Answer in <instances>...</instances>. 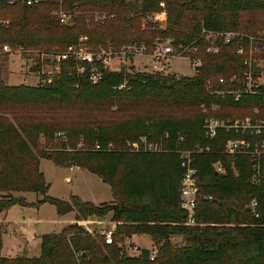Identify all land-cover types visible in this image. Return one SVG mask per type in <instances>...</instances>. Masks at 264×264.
Here are the masks:
<instances>
[{"label":"trees","instance_id":"obj_1","mask_svg":"<svg viewBox=\"0 0 264 264\" xmlns=\"http://www.w3.org/2000/svg\"><path fill=\"white\" fill-rule=\"evenodd\" d=\"M59 9L71 17L69 25L54 15ZM11 11L17 17H9ZM0 12L9 19L7 25L0 23V44L13 48L64 52L86 37L93 50L106 48L108 43L119 49L144 43L152 50L156 43L171 40L174 46L195 44L202 58V66L192 77L137 72L131 66L104 72L96 85L78 73L80 63L74 58L57 57L52 63L36 60L35 71H41L44 64L53 68V76L43 74L37 87L9 86L0 69V109L12 113L20 125L18 129L7 121L0 124V166L4 169L0 174L6 180L0 187V216L13 206H26L25 198H16L13 192L43 196L39 203L53 204L60 216L76 214V223L61 233L42 236L40 257L34 258L2 256L5 228L0 223V264H264V159L256 184L255 159L225 152L228 140L247 136L219 129L214 139H208L203 129L208 117L264 119V86L256 94H242L237 101L234 95L218 96L219 92L244 90L248 67L236 54L235 43L210 55L205 53L202 38L203 30L235 31L249 37L262 32L264 38V0H44L32 6L27 0H0ZM94 12L107 16L96 23ZM262 71L254 65V80L258 81ZM122 84L126 88L119 90ZM113 102L120 106L144 103L156 112L121 123L75 121L60 129L67 140L57 145L58 129L19 119L25 112L76 106L93 110ZM214 106L220 107L218 113L212 112ZM182 110L187 115L171 116ZM40 137L57 150L53 154L40 151ZM141 137L169 151H128L126 142ZM97 145L101 150L95 149ZM197 146L208 151L194 155L200 197L197 224L187 226L181 208V160L176 151ZM35 150L57 166L77 167L98 176L111 187L113 200L95 205L77 196L67 202L49 197ZM109 216L116 227L112 245L78 224ZM134 236L151 239L153 248L159 250L154 260L150 248H143L138 256L127 253L123 241Z\"/></svg>","mask_w":264,"mask_h":264},{"label":"rangeland","instance_id":"obj_2","mask_svg":"<svg viewBox=\"0 0 264 264\" xmlns=\"http://www.w3.org/2000/svg\"><path fill=\"white\" fill-rule=\"evenodd\" d=\"M57 12L66 13L61 9ZM8 16L11 18L17 17L16 13L13 11H11V14H8ZM92 16L93 21L99 23L104 20V16L106 17L107 14L106 12H94ZM260 18L263 17L261 16ZM70 20L71 17L68 16L65 25H69ZM162 22V27H164V23ZM0 23L4 25L9 23V19L3 18L1 12ZM142 30L146 29L142 28ZM258 35L262 37L263 33L259 32ZM106 46L110 47V44L108 43ZM62 52L63 50L57 48L52 49L50 52H46L45 50H25L21 47L13 48L8 44H0V69L2 70L3 79L9 86H20L24 84L30 87H37L43 82V78H41L43 74L48 77L53 76V68L50 65L44 64L41 71H35L33 69L35 61L42 59V62H48L47 60H50L52 63L56 60L58 54ZM176 57L178 56L169 55L167 58H162L160 60V62H163V64L167 66L165 75L176 74L183 77H192L195 74V70L192 67L193 64L191 63L192 61L186 58ZM255 64L262 70L264 67V58L260 57ZM154 65L155 62L152 54H146L135 56L130 61L127 60L124 67L129 68L134 66L137 72L151 73L153 72L152 67ZM261 74H264V70ZM233 79H235V77ZM129 105L120 106L113 102L108 107L93 110H85V108L81 109L79 106H76V108L67 110L25 112L20 114L19 119L22 120L23 123L40 124L50 129H58V131H55L54 142L57 145V143L59 144V142L67 140L66 132L60 129L69 128L71 126L70 123H74L75 121L121 123L126 120H131L132 116L146 117L147 115H152L149 113L156 112L144 103H140L137 106ZM219 111L220 110L212 109L214 113H218ZM164 114L170 115V112L164 111ZM184 114L187 115L184 110L175 111L171 113V116H182ZM6 121L19 129L20 125L14 118V115L0 109V124L7 123ZM20 133L23 138H25L26 135L22 131H20ZM59 134L63 135L59 136ZM40 138V151L42 150L46 154H53V152L57 150L56 145L46 146L47 142L45 138ZM35 154L38 156L39 160V171L44 174L46 183L49 185V197L67 202L70 201L72 196H77L84 202H91L95 205L110 203L113 200L111 187L104 183L98 176L87 170L78 169L77 167H73L72 170L68 167L57 166L49 159L43 158L39 151L35 150ZM2 169L3 168L0 166V173L2 172L4 174V169ZM5 182L6 180L2 179L0 174V187H2ZM12 194L16 198L24 197L26 206L22 207L16 205L9 211L3 213L4 215L6 214V219H4V221L6 220L7 223H9V227L6 228L3 235L2 254L5 258L14 259L20 257L21 252L24 251L25 253L20 258L40 257L42 236L47 234H59L65 227L76 223V214L74 212L60 216L56 206L53 204H40L39 202L43 199V196L23 192H13ZM6 221L3 224L6 225ZM89 221H91L90 224L82 223L81 226L87 230L89 228L91 233L94 232L101 236L104 231L116 228L110 216L100 221V223H95V219H90ZM132 238H126L123 241L125 250L130 256H138L143 248L155 249L148 236H140L134 240H132Z\"/></svg>","mask_w":264,"mask_h":264},{"label":"built area","instance_id":"obj_3","mask_svg":"<svg viewBox=\"0 0 264 264\" xmlns=\"http://www.w3.org/2000/svg\"><path fill=\"white\" fill-rule=\"evenodd\" d=\"M44 0H27V5H37ZM60 20V23L65 24L68 20V15L64 12H55ZM202 38L204 39L205 53L210 55H216L220 52L222 46L236 44V54L239 57L244 58V64L248 67L246 73V82L244 84V90L239 92H219L218 96H225L226 94L234 95L236 101L242 94L253 95L258 93L257 88L264 86V74H261L258 81L254 80V65L260 58H264V38L261 36L249 37L240 32H225L217 33L212 31L203 30ZM245 41H248V46H245ZM88 39L81 37L79 41L69 46L64 52L60 53L58 57L62 60H68L74 58L80 65L78 67V73L80 75H86L91 84H98L104 75V72H120L126 65L127 60L130 61L135 56H141L146 54H152L155 65L152 67L153 72L165 74L166 65L160 62L162 58H167L169 55L178 56L176 58H186L191 60L192 67L196 71L202 66V58L198 56L199 48L195 44L185 45L179 44L174 46V42L168 40L164 43L158 42L155 48L152 50L148 45L144 43H131L127 44L121 49L106 47L98 50H91L88 46ZM257 67V66H256ZM264 70V67L262 68ZM224 83V79L220 80ZM126 88V84H122L118 89L122 90ZM201 109L204 113H207L208 108L202 106ZM213 110H220V107L214 106ZM205 136L208 139H214L217 136L219 129L226 131H233L247 136L246 139H230L226 142L225 152L231 157L238 155H249L255 159V175L253 176V182L259 183L260 176V163L264 159V119L253 120L251 117L238 118L235 120H220L214 117H208L205 119L203 126ZM63 134H59L61 136ZM180 141H184V137H180ZM126 146L128 151L133 153H162L167 152L169 149L165 148L158 142L150 141L147 137H141L137 141H127ZM112 148V146H110ZM96 150H101V147L97 145ZM208 151V148H202L197 146L194 150H177V154L180 156L182 178H181V208L187 215V226H195L196 211L198 199L200 197V190L197 183V169L194 167L196 153ZM208 200H213L212 197H207ZM257 206L256 202H253L252 207ZM107 245L114 244L115 229L106 230L102 233ZM159 250L157 248L152 250L151 259L158 255Z\"/></svg>","mask_w":264,"mask_h":264},{"label":"crops","instance_id":"obj_4","mask_svg":"<svg viewBox=\"0 0 264 264\" xmlns=\"http://www.w3.org/2000/svg\"><path fill=\"white\" fill-rule=\"evenodd\" d=\"M70 169H72L73 170V168H70ZM79 169V168H78ZM6 215V214H5ZM5 215L4 214H2L1 216H0V223L1 224H3V223H5V221H4V219H6V217H5ZM3 216V217H2ZM100 221H102V220H99V219H96V221H95V223L96 222H98V223H100ZM6 223H7V221H6ZM82 223H88V224H90L91 223V221H85V222H78V224L79 225H81ZM8 224L9 223H7L6 225L5 224H3V226H4V228H5V230H6V228H8L9 226H8ZM88 230H89V232H90V229L88 228ZM138 236H134L133 238H132V240H134V239H136ZM21 253H25V251L24 252H21ZM2 256H3V254H2ZM4 257V256H3ZM28 258H33V257H28Z\"/></svg>","mask_w":264,"mask_h":264},{"label":"water","instance_id":"obj_5","mask_svg":"<svg viewBox=\"0 0 264 264\" xmlns=\"http://www.w3.org/2000/svg\"><path fill=\"white\" fill-rule=\"evenodd\" d=\"M23 256V253H21L20 257Z\"/></svg>","mask_w":264,"mask_h":264}]
</instances>
